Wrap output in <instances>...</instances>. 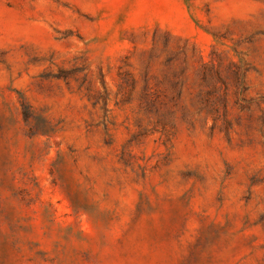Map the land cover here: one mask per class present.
Wrapping results in <instances>:
<instances>
[{
  "label": "rangeland",
  "instance_id": "374dc122",
  "mask_svg": "<svg viewBox=\"0 0 264 264\" xmlns=\"http://www.w3.org/2000/svg\"><path fill=\"white\" fill-rule=\"evenodd\" d=\"M0 264H264V0H0Z\"/></svg>",
  "mask_w": 264,
  "mask_h": 264
}]
</instances>
